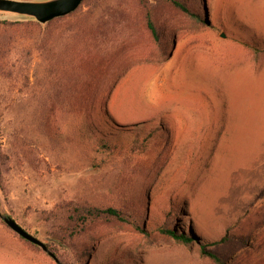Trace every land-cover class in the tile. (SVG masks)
Masks as SVG:
<instances>
[{
    "label": "rangeland",
    "instance_id": "obj_1",
    "mask_svg": "<svg viewBox=\"0 0 264 264\" xmlns=\"http://www.w3.org/2000/svg\"><path fill=\"white\" fill-rule=\"evenodd\" d=\"M150 1L159 40L138 0H84L43 34L0 12L13 64L0 209L63 264H223L202 244L224 264H264V0H184L203 20ZM137 133L149 148L129 158ZM69 203L135 211L147 232L98 220L65 240ZM0 264L58 263L0 216Z\"/></svg>",
    "mask_w": 264,
    "mask_h": 264
},
{
    "label": "trees",
    "instance_id": "obj_2",
    "mask_svg": "<svg viewBox=\"0 0 264 264\" xmlns=\"http://www.w3.org/2000/svg\"><path fill=\"white\" fill-rule=\"evenodd\" d=\"M138 1L142 8L144 24L151 32L153 38L155 40H159L160 30L156 23L155 6L151 3L150 0H138ZM165 1L191 16H196L198 19L203 20L199 14L195 13L192 10V8L187 4L186 1L184 0H165ZM68 16H70V14L55 18L51 20L45 27L42 26L40 22L35 20H27L24 26L30 28V30L35 32L36 34L37 33L43 34L47 31H53L55 27L58 28L60 26L59 24L63 20H65V18ZM7 44H9L7 40H4L3 42L0 43V75L12 76L13 64H11L10 61V57H9L10 51L9 48L7 49ZM96 94L97 91L95 90L94 97L96 96ZM157 130H159V128H157ZM157 130L152 131L149 134V136H153L155 132H157ZM149 136L146 137L145 139H142V141H140L139 140L141 137L140 134L139 133L135 134L133 139V145L131 146L130 149L131 154L129 155L130 156L129 158H134L139 151L148 150L149 145L147 141ZM114 150L115 147L110 142L106 141L103 138L98 140L96 147L97 152L99 151L104 152L107 156L111 157L115 154ZM65 212L67 217V226L65 227L64 231H61V233L63 234L62 238L65 240L72 239L75 236H79L80 234L86 231V229L91 223L98 220L99 221L116 220L131 225L137 231L143 233L147 232L146 228L143 225H141L140 222L138 221V215L135 213V211H128L127 209L122 207H116L111 205L102 206V205H94L89 203H69L65 209ZM160 231L162 233L172 236L178 241L184 243L193 242V238L191 236L185 233H178L172 228L165 226L160 228ZM226 240H227V236H223L221 239L212 241L209 244L215 245L225 242ZM47 245L51 249L48 243ZM201 252L203 255L208 256L210 259H212L215 262H219L223 264L225 263V261L222 260L215 251H213L212 249H206V244L201 245Z\"/></svg>",
    "mask_w": 264,
    "mask_h": 264
},
{
    "label": "water",
    "instance_id": "obj_3",
    "mask_svg": "<svg viewBox=\"0 0 264 264\" xmlns=\"http://www.w3.org/2000/svg\"><path fill=\"white\" fill-rule=\"evenodd\" d=\"M84 0H0V12H12L25 15L46 25L51 20L68 15L75 11ZM225 36V34H223ZM0 216L4 222L24 239L40 246L58 264H63L56 253L47 243L25 229L15 218L5 215L0 209Z\"/></svg>",
    "mask_w": 264,
    "mask_h": 264
}]
</instances>
